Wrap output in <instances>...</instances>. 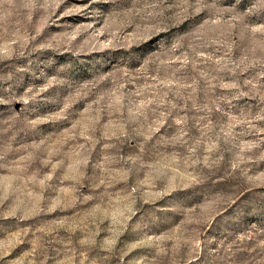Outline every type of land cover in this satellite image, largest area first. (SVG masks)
<instances>
[{"label": "rangeland", "instance_id": "rangeland-1", "mask_svg": "<svg viewBox=\"0 0 264 264\" xmlns=\"http://www.w3.org/2000/svg\"><path fill=\"white\" fill-rule=\"evenodd\" d=\"M0 264H264V0H0Z\"/></svg>", "mask_w": 264, "mask_h": 264}]
</instances>
